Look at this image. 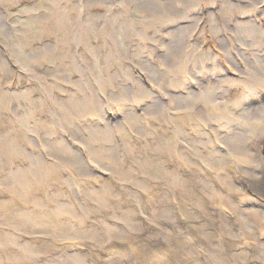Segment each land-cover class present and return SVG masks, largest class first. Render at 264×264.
Masks as SVG:
<instances>
[{
  "label": "rangeland",
  "instance_id": "1",
  "mask_svg": "<svg viewBox=\"0 0 264 264\" xmlns=\"http://www.w3.org/2000/svg\"><path fill=\"white\" fill-rule=\"evenodd\" d=\"M152 1L155 0H0V264H163L167 260L166 264H233L235 255L244 252L246 257H256H250L253 264H264V252L255 253V248L263 247L264 235H258L252 217L257 212L264 214V205L252 201H246V205L240 198L230 200L225 196L220 181L227 182V191H233V197L241 194L239 170L226 166L216 172L204 156L198 159L194 151L190 153L197 158V165L188 161L175 163L176 153L169 151V145L177 141L166 108L163 117H149L155 120L153 126L146 121L142 125L152 133L138 134L132 126L135 130L129 135L133 140L130 144L116 132L121 158L116 171L100 162L110 160L100 144L91 145L99 158L94 154L88 157L86 144L63 123L65 115L58 104L65 106V101L80 97L78 109L96 107L86 98L92 95L93 84L100 86L102 72L108 71L103 59L105 47H101L103 38L108 46L115 40L116 47H122L115 56L120 63L116 61L107 74L114 82L106 93L110 97L123 95L125 82L135 86L133 75H139L152 88L159 86L141 65L144 57L139 56L140 46L143 54L151 52L153 71L158 74L168 68L163 55L173 43L172 31L177 28L192 44L184 47L180 58L190 50L194 53L188 72L192 71L189 80L195 92L201 82L214 85L217 75L226 77V73L237 81H247L236 70L238 64L242 70L248 66L264 69V34L251 33L256 29L264 31V0H193L177 15L170 10L147 15L144 5ZM159 1L171 6L177 0ZM68 14L75 20L74 28L65 26L66 30H62V20ZM130 24L136 31L126 33ZM217 26L222 29L218 35L214 32ZM102 27H107L108 35L97 33ZM87 35L91 41L83 47ZM259 39L261 42L255 44ZM3 62L13 70L11 74L2 67ZM209 74L214 76L210 82ZM244 81L233 89L243 91L241 100L232 105L237 112L248 104L264 102V79L252 86ZM220 83L227 89L231 82ZM186 89L182 93L187 94ZM103 91L98 87V95L106 100ZM130 97L126 95V100ZM117 99L105 102L106 111L87 112L92 115L81 111L75 117L79 124L70 127L116 123L125 109ZM145 100L138 97L129 105L141 111ZM238 121L228 120L237 127V135L241 132V137H246L248 131L244 132L246 129ZM210 124L216 126L213 121ZM163 126L167 127L166 134L161 130ZM49 127L55 138L64 135L73 149L82 151L85 162L102 176L101 182L84 181L77 173L80 156L72 154L65 155L67 162L53 174L40 168L44 184L38 181L30 186L21 176L17 179L19 172L29 167L35 171L33 162L39 158L52 161L45 142L52 139ZM62 127L68 132L64 134ZM217 128L221 134L233 130L227 125ZM187 129L193 136L198 135L196 127ZM158 130L170 142L161 149L156 143ZM252 130L250 135L255 133ZM177 143L183 149H192L188 140ZM223 145L216 141L217 147L224 148ZM151 156L154 160L149 162ZM192 165L195 171L190 170ZM178 170L182 183L173 187L168 177L173 174L176 179ZM228 178L235 185L232 188ZM213 183L218 184L215 190ZM177 200H187L191 210L181 211ZM219 233L224 234L228 244L223 245V251L215 248L217 243H211L213 236H221ZM247 238L255 241L243 247ZM251 250L254 254L249 255Z\"/></svg>",
  "mask_w": 264,
  "mask_h": 264
},
{
  "label": "bare ground",
  "instance_id": "2",
  "mask_svg": "<svg viewBox=\"0 0 264 264\" xmlns=\"http://www.w3.org/2000/svg\"><path fill=\"white\" fill-rule=\"evenodd\" d=\"M193 0H177L176 2L172 3L171 6H168V3H162L159 0L152 1L150 3H147L144 5V11L148 15H154L153 13H158L163 10L171 12L174 11L175 14H180L182 7H185V5L190 4V2ZM181 8V9H180ZM158 11V12H157ZM120 17V16H119ZM129 17H126V20H128ZM116 25V21H114ZM114 23L112 27L114 26ZM75 20L68 15H65V18L62 20V30H66L65 26H69L71 29L74 28ZM109 27V26H108ZM116 27V26H115ZM107 28V27H106ZM106 28L102 27L100 30L97 31V33L108 35V32L106 31ZM115 30V28H112ZM126 33L129 32H135L136 29L132 24H130L128 27L125 28ZM180 29L177 28V30L172 31V37H173V43L168 47V50L163 55V59L165 60V63L168 65V68H165L164 71L159 72L158 74L153 71L155 64L154 60L152 59V54H143L142 52V46L141 53L139 54L140 57H144V65L141 63L139 59V63L144 67V69L148 72L149 76L152 77V80H156L158 82L157 88H152V86H148L145 84V82L142 80L139 75L135 76L133 75L131 79L133 81H136L135 86L129 85L131 83L124 84V94L123 95H115L113 97L108 96L107 90H110L109 85L114 84L113 78L110 79V77L107 75L109 73V70L112 66H115L116 61L120 63V61L115 60L116 54L119 52L118 50H122V47L117 48L115 40H113V43L108 46L107 40L105 38L102 39L101 47H105V55L103 54L104 61H107L106 68L108 69L107 73L105 74L101 70H98L97 68H94L93 70L98 73H103V75L98 79V83L101 87L104 89L106 100H104L103 97H100L98 95V87L95 84H93V90L92 95H88L86 100L87 103L91 102L90 104L95 105L96 107L91 108L90 110L86 111V108L78 109V104L80 103V97L77 99L79 100H68L65 101V106L58 104L62 107V113L64 116V124L70 128L73 136L78 138L77 140L83 141L88 149V157H93V154L98 157L100 154L97 151L96 148L92 149L91 145L94 143H98L101 145V150L107 152L109 155V162L106 164L103 161H100L104 166L111 169V171L115 170V165L117 162L121 161V158L117 152V144L115 142L116 132L121 133V137H123V140L126 142V144H130L133 142L132 138L129 137L132 132L136 129L137 133L139 132H145L147 134L152 133V131L144 129L142 125L149 124L154 125L155 120H150L149 117H163L164 109L169 111V116L171 122L174 123V134L176 135V141H182L183 143L188 140V144L192 147V149H183V146H179V144L176 142L174 144H171L168 141V138L166 139L167 127L163 126L161 130H163V134L161 131H156L157 134H159V138L157 140V147L161 149L163 146H167L168 142L169 145V151H172L176 153V159L174 158L175 163L177 161H188L191 164L196 163L197 165V158H201L204 156L206 161L212 164V167L216 169V172H220L221 169H224L226 166H229V168L239 170V180L242 184L241 186V194L238 195L236 198L233 197L232 194H230V191H227V182L226 181H220L222 183V186H224V189L222 191L225 192V196L228 197L230 200H238V198L241 199L243 203H246V201H252L254 204H262L264 205V102L260 103H252L244 106L241 111L237 112L235 109L232 110V105L234 102L241 100V92L234 91L236 87L235 84L238 85V82H243L244 80L239 77L236 80L235 77L230 76L226 73V77H223L221 75H217L216 82L214 85L211 83L205 84L200 83L201 87L200 89L192 90L191 89V82L189 80L190 74L188 72L189 67L193 66V59H194V53L190 50L185 56L180 58V56L183 55L184 47L187 46L190 48L192 44L188 42V39H185L182 34L180 33ZM214 32L218 35L219 32L221 34L222 29L217 26L214 28ZM140 33V32H139ZM138 33V36L140 38H143ZM253 34H257V36L263 35L264 31L260 29H256L251 31ZM129 35V34H128ZM144 35V34H143ZM130 36V35H129ZM91 38L89 35L85 36L83 38V47L87 44L85 42H90ZM261 40L254 42L255 44L260 43ZM118 49V50H117ZM144 49V48H143ZM127 51V50H126ZM124 51L126 54L127 52ZM144 55V56H143ZM75 64V63H74ZM186 66V69H185ZM2 67L8 72V74H11L13 71L6 62H3ZM247 69L242 70V66L240 64L237 65L236 70L241 71L243 73L245 79L247 81H244L247 85H257L261 80L264 79V69H259L258 67L248 66ZM101 73V74H102ZM107 75L108 79H105ZM82 77H83V71H82ZM213 74H209L207 76V81L210 82L212 79ZM85 79V78H84ZM231 83L228 84V88H224V86H221L220 82H228ZM219 82V83H218ZM217 84V85H216ZM220 84V85H219ZM241 85V84H239ZM238 85V86H239ZM92 87V86H91ZM186 90L190 92L182 93V90ZM100 89V88H99ZM243 90L245 88L242 87ZM162 92L163 94H158L155 91ZM94 91L97 92L94 93ZM178 92V93H177ZM138 94V95H137ZM126 95H132L130 97V100H126ZM90 96V97H89ZM121 96L120 99H117ZM166 96V98H165ZM56 98H59L57 95H55ZM145 98L146 97V104L145 106L142 105L141 111H137L136 108L130 107L129 102L136 98ZM264 97V95H263ZM75 99V98H74ZM120 100V103L122 105H125V109L123 110V117L122 119H117L116 123L108 122L105 126L100 125L98 120H96L98 123L95 126L86 125L84 124L83 128H72L70 127L71 124L78 125L79 123L76 121L79 118H75L81 115V111L85 112L87 115H92L94 113H87L90 111H103L107 109L104 108L105 102H114ZM132 102H135L132 101ZM239 103V102H238ZM104 111V112H105ZM96 113V112H95ZM83 114V113H82ZM230 118H237L242 123L243 127L246 129L244 132L248 131V134L246 137H241V132L237 135L235 133V129L237 127L234 126L232 122H228ZM242 119V121H240ZM246 120V122L243 121ZM150 120V121H149ZM79 121V120H78ZM146 121V123H145ZM149 121V122H148ZM206 121V122H203ZM210 121H213L216 123V126H211ZM125 123H128L125 125ZM219 125H218V124ZM59 124V122H58ZM227 125L230 130L228 133L224 132L221 134L219 131V126H225ZM134 126L135 129L131 128ZM196 127L198 131V135L195 137L192 135V132L187 129V127ZM65 129V127H62ZM142 128V129H141ZM53 128L49 127V133L50 138L52 139H45L47 143V149H49L51 155L52 161H48L47 159L39 158L38 161L33 162V166L35 167V171H32L29 167L28 170H24L19 172L17 179L21 176V180L28 184V185H37L38 181H41L42 184H44L45 179L41 176L40 177V168H42L45 172H48L49 174H53L57 169H59L60 165L62 163L67 162L65 155L72 154L75 156H80V159L77 162V173L78 175H81L84 179V181L92 182V180L97 179L101 182V179L103 180L102 176L94 172L93 167L85 162V157L80 150L73 149L66 141V138H55L53 132H50ZM255 130V133L250 135L249 133H252L253 130ZM123 131V132H122ZM68 132V129L64 130V134ZM87 133V135H85ZM247 133V132H246ZM128 136V137H127ZM223 139V141H222ZM152 141H154V138H152ZM217 142H223L224 148H220L216 146ZM153 143V142H152ZM151 144V143H149ZM190 151L197 157L192 158V155ZM98 155V156H97ZM172 155V153H171ZM31 156V154H30ZM173 157V156H172ZM99 158V157H98ZM149 162H152L154 159L151 156L147 159ZM177 160V161H176ZM189 167V165H188ZM196 167L192 165L190 168L191 171H195ZM175 173V170H173V174ZM180 171L178 170V176L176 179H173V174L168 177L169 181L173 184V187L176 185L182 183ZM210 177V175H208ZM228 182L231 181V178L227 180ZM105 181H103L104 183ZM102 184V183H101ZM107 185L110 187V184L107 183ZM233 183L231 181V188L233 187ZM213 189L217 188L218 184H212ZM235 186V185H234ZM149 188L148 185L145 186V189L147 190ZM40 190V189H39ZM233 193V191H231ZM151 193H149L150 195ZM182 195V194H180ZM232 195V196H231ZM178 205L179 209L181 211H189L191 210L190 203L187 200H177L175 201ZM157 205L160 204V201L156 200ZM155 205H152V210H155L153 208ZM224 209H228L227 206H224ZM225 217V216H224ZM252 217L255 218V225L258 230V235L263 236L264 235V214H261L257 212V214L253 215ZM247 220V218H245ZM244 220V219H243ZM245 221V220H244ZM217 232V230H216ZM221 236H213V239L211 243L214 242V246L217 243V247L219 251H223L224 248L223 245L228 246L226 244V239L224 237L223 233H219ZM264 237V236H263ZM244 246L252 245L255 241V238H247L245 240ZM186 244V243H185ZM260 246V245H258ZM184 247V245H183ZM250 247V246H249ZM187 248V247H186ZM228 250H232L231 247H228ZM245 249L242 251L244 252ZM255 253L258 252H264V245L263 247L260 246L259 249L255 248ZM216 253V256L219 257L218 253ZM246 253L243 254H237L235 255L236 263L233 264H253L250 260V257L252 259H255L256 257L250 256L246 257ZM249 255L254 254V252L248 251ZM243 257V258H239ZM164 260H167V257H164ZM237 260L238 263H237ZM168 261V260H167ZM167 261H165L163 264H166ZM215 262V261H214ZM212 263V262H211ZM202 264H207L206 262H202ZM213 264V263H212Z\"/></svg>",
  "mask_w": 264,
  "mask_h": 264
}]
</instances>
